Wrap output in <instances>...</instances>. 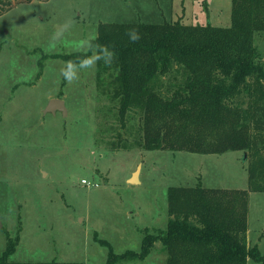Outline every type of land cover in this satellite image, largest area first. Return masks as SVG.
I'll return each mask as SVG.
<instances>
[{
    "label": "rangeland",
    "instance_id": "374dc122",
    "mask_svg": "<svg viewBox=\"0 0 264 264\" xmlns=\"http://www.w3.org/2000/svg\"><path fill=\"white\" fill-rule=\"evenodd\" d=\"M230 15L231 0H0V254L10 236L14 261L104 264L108 247L98 238L115 253L139 251L146 232L165 228L169 186L247 188L243 150H145L136 132L121 136L130 149L112 148L119 122L106 109L97 64L77 68L71 82L62 74L63 56L86 51L100 23L228 26ZM253 42L264 63V32ZM50 98L63 99L67 114L44 113ZM247 240L264 254V192L249 194ZM165 258L157 241L145 259L120 264Z\"/></svg>",
    "mask_w": 264,
    "mask_h": 264
},
{
    "label": "trees",
    "instance_id": "16d2710c",
    "mask_svg": "<svg viewBox=\"0 0 264 264\" xmlns=\"http://www.w3.org/2000/svg\"><path fill=\"white\" fill-rule=\"evenodd\" d=\"M230 17L228 26L100 23L86 51L63 56L78 64L97 45L114 51L110 64L97 62L96 75L110 101L106 109L119 122L120 142L112 148L130 149L121 136L136 132V144L145 150H243L248 157L246 189L169 186L165 228L146 232L139 251L115 253L98 238L108 247L104 264L143 260L157 241L165 264H264V254L247 240L249 194L264 192V63L253 42L264 32V0H231ZM132 30L138 40L129 38ZM136 114L138 124H130ZM16 245L17 237L9 236L0 264H83L14 261Z\"/></svg>",
    "mask_w": 264,
    "mask_h": 264
},
{
    "label": "clouds",
    "instance_id": "9594fccd",
    "mask_svg": "<svg viewBox=\"0 0 264 264\" xmlns=\"http://www.w3.org/2000/svg\"><path fill=\"white\" fill-rule=\"evenodd\" d=\"M58 31L56 35H60ZM129 38L132 41L138 40L140 38L139 33L132 30L128 33ZM115 53L113 50L107 46L97 45L94 54L90 57H86L79 61V63H74L73 61H67L64 68L62 69L63 77L71 82L77 77V68L79 69H91L94 68L97 62L103 61L105 64H110L114 59Z\"/></svg>",
    "mask_w": 264,
    "mask_h": 264
},
{
    "label": "water",
    "instance_id": "95a60500",
    "mask_svg": "<svg viewBox=\"0 0 264 264\" xmlns=\"http://www.w3.org/2000/svg\"><path fill=\"white\" fill-rule=\"evenodd\" d=\"M56 111H60L62 115L67 114V108L65 101L61 98H50L44 108V113L50 112V113H55ZM140 167H137V169L132 173L131 177L129 180L131 182H138V170Z\"/></svg>",
    "mask_w": 264,
    "mask_h": 264
},
{
    "label": "built area",
    "instance_id": "2783aa9c",
    "mask_svg": "<svg viewBox=\"0 0 264 264\" xmlns=\"http://www.w3.org/2000/svg\"><path fill=\"white\" fill-rule=\"evenodd\" d=\"M83 182L85 183L86 181H85V180H83Z\"/></svg>",
    "mask_w": 264,
    "mask_h": 264
},
{
    "label": "bare ground",
    "instance_id": "6f19581e",
    "mask_svg": "<svg viewBox=\"0 0 264 264\" xmlns=\"http://www.w3.org/2000/svg\"><path fill=\"white\" fill-rule=\"evenodd\" d=\"M138 179V178H137Z\"/></svg>",
    "mask_w": 264,
    "mask_h": 264
}]
</instances>
